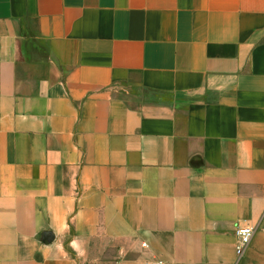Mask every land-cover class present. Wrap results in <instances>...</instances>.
I'll use <instances>...</instances> for the list:
<instances>
[{
    "label": "crops",
    "instance_id": "crops-1",
    "mask_svg": "<svg viewBox=\"0 0 264 264\" xmlns=\"http://www.w3.org/2000/svg\"><path fill=\"white\" fill-rule=\"evenodd\" d=\"M152 263L264 264V0H0V264Z\"/></svg>",
    "mask_w": 264,
    "mask_h": 264
},
{
    "label": "built area",
    "instance_id": "built-area-1",
    "mask_svg": "<svg viewBox=\"0 0 264 264\" xmlns=\"http://www.w3.org/2000/svg\"><path fill=\"white\" fill-rule=\"evenodd\" d=\"M254 234V229L249 226L239 227L236 230L237 245L235 248L236 256L241 259L248 245L250 244ZM152 264H162V263H152Z\"/></svg>",
    "mask_w": 264,
    "mask_h": 264
}]
</instances>
